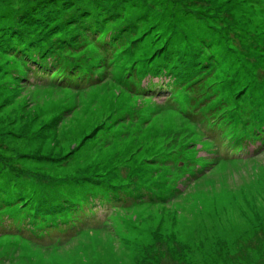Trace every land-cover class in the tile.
<instances>
[{
	"label": "rangeland",
	"instance_id": "374dc122",
	"mask_svg": "<svg viewBox=\"0 0 264 264\" xmlns=\"http://www.w3.org/2000/svg\"><path fill=\"white\" fill-rule=\"evenodd\" d=\"M33 1L0 0V27L9 21L7 6L20 12ZM119 15L107 30L124 28L123 19L130 18L137 28L124 33L125 45L113 49L112 60L91 45L74 51V61L97 63L101 57L102 64H95L99 81L82 89L34 84L32 76L18 82L10 78L23 70L15 52L0 50V167L6 166L0 185H7L4 176L12 179L11 171L61 179L88 170L125 202L100 205L70 238L63 239L71 232L61 228L53 236L61 234L59 241L34 245L1 235L0 264H51L53 258L76 264H264V154L240 157L215 147L185 114L190 94L173 97L159 90L156 77L167 69L203 70L206 95H215L206 103L196 100L203 113L235 108L249 118L263 111L264 0H131ZM166 42L169 52L161 58L156 54ZM146 81L149 93L141 90ZM240 89L237 103L220 109V99ZM21 182L27 193L38 188Z\"/></svg>",
	"mask_w": 264,
	"mask_h": 264
},
{
	"label": "trees",
	"instance_id": "16d2710c",
	"mask_svg": "<svg viewBox=\"0 0 264 264\" xmlns=\"http://www.w3.org/2000/svg\"><path fill=\"white\" fill-rule=\"evenodd\" d=\"M130 1L34 0L32 7L22 9L23 11L20 12L18 9L13 11L7 6L4 12L7 13L6 18L9 21L0 27V50L14 51L13 59L17 63L15 65L23 69L14 70L10 78L27 83L28 81L23 77L32 76L34 84L56 83L64 88L74 89H82L97 83L100 75L95 70V64H102L101 57L112 60L113 49L125 45L124 33L129 30L134 32L137 28L135 24L137 20L130 18L123 19V23L126 24L124 28L107 30L114 26L113 23H116L117 19L121 20L119 11ZM150 29L145 30L142 35ZM111 32L115 37H112ZM103 35L109 40L103 38ZM168 44L169 42H166L156 55L164 58L169 52ZM87 45H91L96 53L101 55L98 62L74 61L72 58L74 51L81 50ZM191 58L190 56L189 59ZM205 58L209 60L208 56ZM210 65L205 62V66ZM185 67L187 66L179 68ZM11 68L4 69L6 75H9ZM52 69L56 70L52 71ZM202 71L195 73V71L180 72L167 69L166 73L156 76L160 82L159 90L171 92L173 97H176L179 91L190 94L188 103H183V107L187 108L185 114L192 122L199 123L215 147L234 152L236 156H250V146L260 144L264 138V109L257 111L256 115L248 114L249 118H242V115L233 111L235 108L222 114L212 110L203 113L197 102L206 103L215 95L214 93L211 96L206 95V91H210V86L206 88L205 75L199 74ZM153 76L151 75L152 79L155 78ZM138 78V73L133 74L131 83L138 82ZM163 78L169 83L162 81ZM151 86L141 90L149 93ZM243 90L232 92L230 99L225 101L220 99L219 103H222L220 109L223 110L225 103H237L240 99L238 95ZM259 101L264 103L262 97ZM177 104L182 107V103ZM0 170L5 171L6 166L0 167ZM17 171H11L12 179L4 176V181L2 180L1 183L7 185H0V236L17 235L20 239L35 243L34 245L46 240L50 243L59 241L61 234L56 239L53 236H57L61 228L71 232L63 239L72 237L74 232L81 229L82 224L88 221L87 217L96 215L100 205L104 206L106 202L125 204L122 198L119 199L121 193L118 194L115 188L103 180L98 173L86 170L65 175V178L61 179H48L42 174L29 175L25 171ZM25 179L38 188L27 193L28 190L25 189L27 184L19 183V180ZM60 182L67 188H62ZM52 183H58L56 187L61 189L53 190L48 185ZM17 186H21L22 189H18ZM97 203L99 205L96 207ZM98 220L90 223L96 224Z\"/></svg>",
	"mask_w": 264,
	"mask_h": 264
},
{
	"label": "snow or ice",
	"instance_id": "6c2138e0",
	"mask_svg": "<svg viewBox=\"0 0 264 264\" xmlns=\"http://www.w3.org/2000/svg\"><path fill=\"white\" fill-rule=\"evenodd\" d=\"M55 70L56 69H52V71H55ZM50 74L51 73H49V75ZM148 83H150V81H146L145 82V87L148 86ZM249 154L252 157L264 154V138H262V142L260 144L255 145V146H250ZM51 264H76V261H74V260H66V259H59V258H53V260L51 261Z\"/></svg>",
	"mask_w": 264,
	"mask_h": 264
}]
</instances>
